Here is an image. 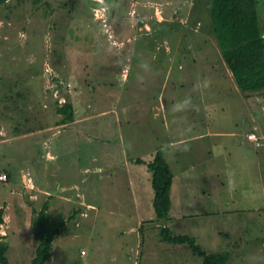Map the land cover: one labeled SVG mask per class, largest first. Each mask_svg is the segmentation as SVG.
<instances>
[{"label": "rangeland", "instance_id": "374dc122", "mask_svg": "<svg viewBox=\"0 0 264 264\" xmlns=\"http://www.w3.org/2000/svg\"><path fill=\"white\" fill-rule=\"evenodd\" d=\"M258 9L264 36V0ZM211 11L212 0L0 5V235L11 264L34 258L45 202L64 223L47 264H204L164 227L219 263L264 264V91L235 90ZM66 103L75 117L62 124ZM158 151L177 175L167 219L156 217L151 171H133L137 202L129 178L107 200L114 169Z\"/></svg>", "mask_w": 264, "mask_h": 264}, {"label": "trees", "instance_id": "16d2710c", "mask_svg": "<svg viewBox=\"0 0 264 264\" xmlns=\"http://www.w3.org/2000/svg\"><path fill=\"white\" fill-rule=\"evenodd\" d=\"M7 1L0 0V5ZM211 14L224 59L241 91L245 93L264 91V36L258 0H212ZM59 113L64 116L62 124L72 122L75 117L73 104L62 105ZM136 162L147 164L149 171L152 172V185L155 191L153 206L156 217L161 220L167 219L173 206L171 191L174 179L169 162L162 151H158L155 158L148 163L142 159H137ZM48 205L49 203L45 202L34 220V236L39 244L30 264H47L52 255V238L60 233L64 226L63 221L58 226L51 223ZM3 215L4 210L0 209V226L4 223ZM162 236L174 243L189 244L198 255L204 257V264H222L203 251L193 236L174 234L169 227L163 228ZM8 251L9 244L0 235L1 264H11Z\"/></svg>", "mask_w": 264, "mask_h": 264}, {"label": "crops", "instance_id": "0c3cea01", "mask_svg": "<svg viewBox=\"0 0 264 264\" xmlns=\"http://www.w3.org/2000/svg\"><path fill=\"white\" fill-rule=\"evenodd\" d=\"M224 62H225V64H227L226 63V61L224 60ZM179 66H180V68H182V69H184V66H183V64H181V63H179ZM228 66V65H227ZM228 69H229V67H228ZM229 71L231 72V74L233 75V73H232V71L229 69ZM229 72V73H230ZM234 77V76H233ZM186 81V79L184 78L183 80H182V82H183V86L185 85V82ZM239 86L237 85V83L235 84V90H240V92H242L243 93V91H241V89L240 88H238ZM238 90V91H239ZM245 93V92H244ZM212 132H205V133H203V134H198L197 136H195L194 138H192L193 140H203V139H205V138H207V137H212ZM249 139V138H248ZM250 139H252V138H250ZM186 140H181V141H179V142H182V144L185 142ZM206 141V140H205ZM253 141V140H252ZM172 144V143H171ZM261 144V143H260ZM202 146H203V148L206 150V148L208 147V144L205 142V143H202L201 144ZM155 155H156V153H155ZM155 155H150V157H148V158H146V159H143V158H137V159H142V160H144L145 162H150L151 160H153L154 159V156ZM137 159H135L134 160V162L133 161H127V163H125V165H126V168H120L119 170H116V169H114L115 171H114V173H115V175H114V177L115 178H117L116 179V181H115V184H111V182H108L110 179H106V182H104V184L103 185H101V189L103 188V190H104V195H107V200L108 199H110L109 198V196H111V198H113V199H115L116 197H117V199H118V197L119 196H117L116 195V187H117V185H119V190H121L120 188L122 187V188H124L125 189V184H127V182L126 181H124V182H122V178H125V180H126V178H129V189L127 188L126 190L128 191V192H132V194H133V196H134V201L135 202H137V189H136V187H137V184H136V182H135V180L133 179V171H135V173H139V174H141L140 176H141V178H144V176L145 177H147V178H149L150 179V175H151V172H149V170H148V166H147V164H145V163H137L136 162V160ZM141 172V173H140ZM136 174V175H137ZM110 177H112V176H109V178ZM120 179V180H119ZM148 179V180H149ZM142 180V179H141ZM140 180V182L141 183H143V181H141ZM119 181V182H118ZM177 181V175H174V179H173V186L175 187L176 186V182ZM149 185V184H148ZM173 186H172V189H173ZM152 188H153V186L152 187H150L149 186V191H152ZM107 190H110L109 192H110V195L109 194H107ZM154 190V189H153ZM112 191V192H111ZM148 191V190H147ZM174 192H175V189H174ZM172 193H173V190H172ZM154 197H155V195H154ZM120 198V197H119ZM172 198L173 199H175V194L173 193L172 194ZM173 199H172V201H173ZM154 207V206H153ZM172 208H173V210H175V206L173 205L172 206ZM154 211H155V209H154ZM110 213L111 214H119L118 212H116V211H110ZM179 218H181V215L179 214V216H178ZM140 218H143V217H140ZM135 230H136V228H134ZM86 255V254H85ZM203 257V256H202ZM204 258V257H203Z\"/></svg>", "mask_w": 264, "mask_h": 264}, {"label": "built area", "instance_id": "2783aa9c", "mask_svg": "<svg viewBox=\"0 0 264 264\" xmlns=\"http://www.w3.org/2000/svg\"><path fill=\"white\" fill-rule=\"evenodd\" d=\"M251 138H255L256 135L255 134H252V136H250ZM2 178H6V175H3Z\"/></svg>", "mask_w": 264, "mask_h": 264}]
</instances>
